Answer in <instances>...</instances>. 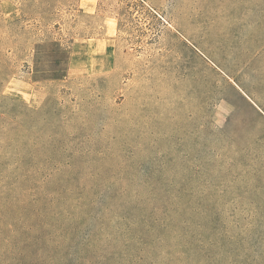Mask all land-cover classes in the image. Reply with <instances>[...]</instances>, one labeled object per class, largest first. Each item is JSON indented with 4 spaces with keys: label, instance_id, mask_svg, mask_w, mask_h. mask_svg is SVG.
<instances>
[{
    "label": "rangeland",
    "instance_id": "rangeland-1",
    "mask_svg": "<svg viewBox=\"0 0 264 264\" xmlns=\"http://www.w3.org/2000/svg\"><path fill=\"white\" fill-rule=\"evenodd\" d=\"M0 264H264V0H0Z\"/></svg>",
    "mask_w": 264,
    "mask_h": 264
},
{
    "label": "trees",
    "instance_id": "trees-1",
    "mask_svg": "<svg viewBox=\"0 0 264 264\" xmlns=\"http://www.w3.org/2000/svg\"><path fill=\"white\" fill-rule=\"evenodd\" d=\"M36 49L34 80L41 82L63 78L66 74L69 53L62 47V44L60 42H45L37 45Z\"/></svg>",
    "mask_w": 264,
    "mask_h": 264
}]
</instances>
